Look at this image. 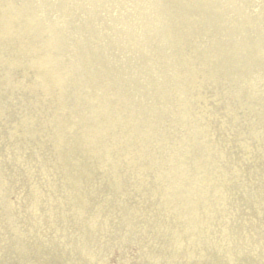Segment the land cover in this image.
<instances>
[{"label":"bare ground","instance_id":"6f19581e","mask_svg":"<svg viewBox=\"0 0 264 264\" xmlns=\"http://www.w3.org/2000/svg\"><path fill=\"white\" fill-rule=\"evenodd\" d=\"M0 264H264V0H0Z\"/></svg>","mask_w":264,"mask_h":264},{"label":"rangeland","instance_id":"374dc122","mask_svg":"<svg viewBox=\"0 0 264 264\" xmlns=\"http://www.w3.org/2000/svg\"><path fill=\"white\" fill-rule=\"evenodd\" d=\"M100 92H101V91L94 92V95H93V96H101V95H100ZM104 114H106V112H105ZM101 118L103 119L104 116L102 115Z\"/></svg>","mask_w":264,"mask_h":264}]
</instances>
